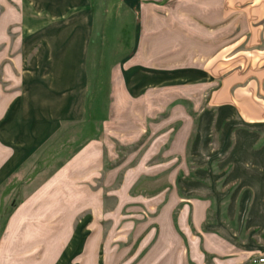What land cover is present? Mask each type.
Returning <instances> with one entry per match:
<instances>
[{"label":"crops","instance_id":"0c3cea01","mask_svg":"<svg viewBox=\"0 0 264 264\" xmlns=\"http://www.w3.org/2000/svg\"><path fill=\"white\" fill-rule=\"evenodd\" d=\"M11 11L5 36L19 47L0 64L11 74L0 80V264H119L131 244L126 264H264V0H18ZM171 90L192 112L170 108L153 143L168 136L171 157L141 172L151 219L129 223L135 196L101 187L114 169L98 116L105 128L153 119ZM123 102L140 115L116 113Z\"/></svg>","mask_w":264,"mask_h":264},{"label":"rangeland","instance_id":"374dc122","mask_svg":"<svg viewBox=\"0 0 264 264\" xmlns=\"http://www.w3.org/2000/svg\"><path fill=\"white\" fill-rule=\"evenodd\" d=\"M17 1L18 0H0V34L2 33V36H1L2 39L0 40V64L1 65H7L9 63H14L13 62L14 51L18 50V47H19L18 41H16V39L13 36H11L12 37L11 40H9L7 36H5V35H8V33L10 32V29H12L9 25L11 22V19L14 16L13 11L11 10H12V6L17 5ZM116 13L120 15L119 12H116ZM199 14H200L199 7H193L194 17H197ZM242 16H245V17L249 16L247 9L242 10ZM11 32L13 34L14 29H12ZM245 34L246 33H241L242 36H245ZM123 43H126V42L124 41ZM232 44L233 42L231 41L225 42L226 54L232 51V47L229 48V46H231ZM248 48H249L248 45L244 43V41L242 40L241 45H240V50H239L241 51V54L243 55L246 52H248ZM4 75L9 76L11 74L9 73L3 74L2 72H0V80L3 79L2 77ZM166 94H170V97L168 95L166 96V99H165L166 102L169 101L166 107L162 108V111L157 116H155L153 119H147L144 122H143L144 119L142 118L143 116V113H142L141 116H138L139 122L118 120V121L112 122L114 124L112 127L111 125L107 124L108 126L106 125L107 127L105 128L104 120H101V118L98 116L97 139H98V146L101 148V151H102V160L104 163V167L108 169L110 165L114 169L113 183L110 186L104 185L101 187H103L104 191L105 190L109 191V189L111 188L114 196L120 197V193H122L123 195H126V193H129L131 196H135L134 200L129 199V201H125V203L127 202V205L129 207L131 205L134 207V208H129L131 212L134 214L133 217H129V219L127 218L128 221L130 220L129 223H133V222L134 224L136 222L142 223L141 219H143L144 223L148 224L149 219H151L149 216H152V214L149 211H147L148 209L147 205L149 204L151 206L153 203L150 198L151 193H152V190H151L152 184H151V181L146 179L147 177L146 171H144V173H141V172L143 171V165H147V163L151 164L153 162H158V161L164 162V161L169 160V157H171L169 150H168L169 143H170L168 136L164 137V139L161 138L160 146L158 145V142L154 141L153 143V138L156 136V134H158L159 132L162 133L163 131H166L169 127L168 121L166 120V116L170 108L172 106L174 107L178 105L179 109L177 108L175 111L176 117L179 116L180 114H183L185 109L189 113L192 112L190 100L188 98L186 99V95L183 92L179 93L178 90L176 92L171 90L170 92H166ZM193 96H198V92L195 91ZM200 97L201 96H199V98ZM140 108H143V107H140ZM140 108L137 104L133 105L130 103L126 104L125 102H123V105L119 103V105L116 106V113H121V114L127 113L130 115L131 111L133 112L134 110V112H137L136 113V116H137V115H140L138 114ZM106 110H107L106 104L103 101L101 102V104L99 103L98 114H102ZM174 123L175 124L171 123V125L173 124L176 127L179 126L178 122H174ZM141 124H144L145 127L148 124L149 126L151 124L154 131L152 132V130L150 131L148 128H145L144 133L142 135H139L138 138L137 137L132 138L134 140L126 139L127 137L126 135L129 134L131 131H133V129L140 127ZM122 125H124V127H122ZM149 145H150L149 148H150L151 153L154 152V154L151 155L150 153V155H148V158L146 157L147 159H145V161L147 162L141 163V161L144 160L142 156L146 154L147 147ZM176 150H177L176 158L178 159L177 161L183 160L184 154H181L180 152L182 151L181 148L177 146ZM139 163H140V166H139ZM167 171L168 170H166V173ZM126 174H128V178H130L131 182L129 183L127 189H125V187H122L121 189V183L123 182ZM100 176L101 175L98 174V178ZM98 182H100V180H98ZM139 195H143L145 200L141 201L140 199H137V196ZM105 202L106 203H105L104 208H109V205L111 203L115 204V201L112 202L108 199ZM125 211L126 209H123V213H125ZM115 217L117 221L120 220L119 218L120 213H117ZM127 219L123 218L122 220H127ZM103 220L104 219L102 217L101 221L105 223ZM136 252H137L136 244L134 245L131 244L130 249H128V252H126L124 256L118 259L119 261L118 263L122 264L123 262V264H126V261L129 260L131 255ZM134 259L131 257L130 261ZM139 259H137L136 262H134V264H136L139 261Z\"/></svg>","mask_w":264,"mask_h":264},{"label":"built area","instance_id":"2783aa9c","mask_svg":"<svg viewBox=\"0 0 264 264\" xmlns=\"http://www.w3.org/2000/svg\"><path fill=\"white\" fill-rule=\"evenodd\" d=\"M258 262L264 263V257H263V256H260V257L258 258Z\"/></svg>","mask_w":264,"mask_h":264}]
</instances>
